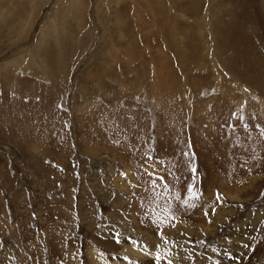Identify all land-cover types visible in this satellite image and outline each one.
<instances>
[{
    "label": "rangeland",
    "instance_id": "rangeland-1",
    "mask_svg": "<svg viewBox=\"0 0 264 264\" xmlns=\"http://www.w3.org/2000/svg\"><path fill=\"white\" fill-rule=\"evenodd\" d=\"M169 262L264 264V0H0V264Z\"/></svg>",
    "mask_w": 264,
    "mask_h": 264
},
{
    "label": "snow or ice",
    "instance_id": "snow-or-ice-1",
    "mask_svg": "<svg viewBox=\"0 0 264 264\" xmlns=\"http://www.w3.org/2000/svg\"><path fill=\"white\" fill-rule=\"evenodd\" d=\"M185 155H187V153H186ZM192 171H193V172L196 171L195 167L192 168ZM192 196L195 197V198H197V199L199 198V194H198L196 191H192ZM216 199H217V200H220V199H221L219 193L216 194ZM118 242H119V241H118ZM158 259H159V257H157V260H158ZM169 264H171V262H169Z\"/></svg>",
    "mask_w": 264,
    "mask_h": 264
}]
</instances>
